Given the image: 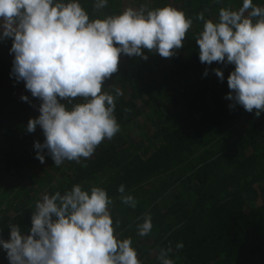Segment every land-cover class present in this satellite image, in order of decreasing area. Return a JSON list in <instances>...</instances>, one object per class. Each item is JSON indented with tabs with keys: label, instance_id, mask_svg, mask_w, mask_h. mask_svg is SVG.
Masks as SVG:
<instances>
[{
	"label": "trees",
	"instance_id": "16d2710c",
	"mask_svg": "<svg viewBox=\"0 0 264 264\" xmlns=\"http://www.w3.org/2000/svg\"><path fill=\"white\" fill-rule=\"evenodd\" d=\"M79 3L90 19L127 7L171 5L193 23L171 58L146 49L147 60L121 53L118 71L102 89L123 93L115 98L120 130L90 158L60 166L47 149L44 163L37 158L34 144L45 141L43 130L30 133L26 126L40 115L41 101L12 74L13 38L0 30V239H10L12 224L30 234L44 193L63 194L80 184L107 191L115 231L131 238L142 264H160V250L169 246L174 264H264V112L232 106L226 97L235 65L201 63L196 42L203 29L199 13L218 22L220 8L238 10L243 0H107L100 10L96 0ZM253 4L264 7V0ZM122 184L135 208L121 201ZM146 214L153 227L140 236L137 226ZM0 264H10L2 244Z\"/></svg>",
	"mask_w": 264,
	"mask_h": 264
},
{
	"label": "clouds",
	"instance_id": "9594fccd",
	"mask_svg": "<svg viewBox=\"0 0 264 264\" xmlns=\"http://www.w3.org/2000/svg\"><path fill=\"white\" fill-rule=\"evenodd\" d=\"M106 6L107 0H96L94 8ZM197 19L203 21L196 37L201 63L234 64L226 99L259 116L264 112V7L243 0L238 10L220 8L218 22L206 20L203 12ZM192 23L171 5L127 7L90 19L79 0H0L2 37L13 38L12 74L41 101L40 115L26 126L30 133L37 126L43 130L45 141L34 144L40 162L47 149L56 166L65 160L79 163L112 139L120 130L115 98L123 93L115 88L114 96L102 89L118 71L121 53L147 60L146 49L171 58L183 47ZM214 71L223 81V70ZM118 192L124 204L135 208L123 184ZM112 203L99 186L89 191L76 184L63 194L44 193L35 203L30 234L12 224L10 239L0 244L10 264H142L131 238L121 239L115 231ZM137 227L140 236L148 235L151 216L146 214ZM183 246L177 243L176 249ZM171 251L170 246L160 250V264H174Z\"/></svg>",
	"mask_w": 264,
	"mask_h": 264
}]
</instances>
